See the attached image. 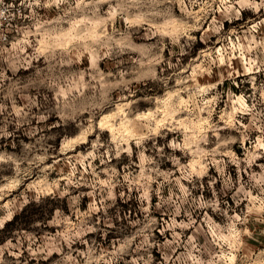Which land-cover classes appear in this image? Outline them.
<instances>
[{
	"label": "rangeland",
	"instance_id": "obj_1",
	"mask_svg": "<svg viewBox=\"0 0 264 264\" xmlns=\"http://www.w3.org/2000/svg\"><path fill=\"white\" fill-rule=\"evenodd\" d=\"M0 264H264V0H0Z\"/></svg>",
	"mask_w": 264,
	"mask_h": 264
}]
</instances>
